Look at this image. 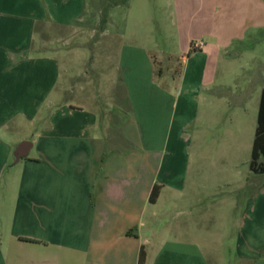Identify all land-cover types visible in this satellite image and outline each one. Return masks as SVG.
<instances>
[{
  "label": "crops",
  "instance_id": "0c3cea01",
  "mask_svg": "<svg viewBox=\"0 0 264 264\" xmlns=\"http://www.w3.org/2000/svg\"><path fill=\"white\" fill-rule=\"evenodd\" d=\"M88 3L0 0V264H139L142 250L145 264H264V173L253 172L251 161L246 172V162H233L243 147L234 116L243 122L248 110L230 114L218 153L210 149L207 158L204 145L211 123L225 112L215 110L212 93L229 86H218L211 64L217 32L202 34L214 42L198 51L191 34L180 70L174 76L168 70L161 86L150 50L117 47L137 37L116 34L108 54L118 108L100 95L74 101L57 58L36 52L42 40L52 43L84 26ZM225 25L232 33L233 24ZM46 27L54 31L50 37ZM257 57L252 61L262 65ZM247 70L250 87L259 71ZM22 141L32 142L34 153L10 167ZM194 145L197 175L208 167L213 177L226 170L231 178L197 181Z\"/></svg>",
  "mask_w": 264,
  "mask_h": 264
},
{
  "label": "rangeland",
  "instance_id": "374dc122",
  "mask_svg": "<svg viewBox=\"0 0 264 264\" xmlns=\"http://www.w3.org/2000/svg\"><path fill=\"white\" fill-rule=\"evenodd\" d=\"M88 1L83 29L75 26L72 31L59 35V40L63 38V41H57L55 36L52 43L42 40V47L38 46L36 52L38 55L41 53L42 58H57L62 70V86L74 88L71 96L74 101L95 96L97 99L100 95L108 101L110 108L112 104L118 108V102L114 104L111 96L113 89L110 83L115 81V69L112 60L110 61L112 53L108 54L114 49L113 39L116 34L122 37L132 32L137 37L130 42L124 38L125 40L119 42L117 47L121 44V46L132 45L139 49L150 50V60L156 69L155 84L161 86V80L168 77L166 75L168 70L172 71L173 76L180 70L184 46L191 34L197 35V41L194 43L202 42L205 45L214 41L202 34L210 35L212 32H217L219 35V42H216L218 48L214 49L211 64L217 66L218 86L220 83L229 86L216 87L212 93L218 101L215 110L225 112L223 116H218L211 123L209 135L207 134L208 137L204 139V145L207 148V158H209L210 149L218 153L224 148L225 139L221 137V133L230 124V114L237 109L241 111L246 108L248 110L247 120L242 122L236 119V115L234 116V130L243 132V147L241 148L242 144H240L239 147L242 150L238 159L234 158L233 162L237 160L246 162L243 171H248L249 163L247 162L251 161L255 126L257 125V92L263 84L259 77L264 72V0ZM115 5L118 8H115ZM110 16L111 21L108 20ZM226 20L229 24H233L232 33L225 31ZM49 29L50 27L44 29L47 37L54 33L53 29L51 31ZM235 34L237 37L229 42L228 39ZM42 36L46 38L45 34ZM67 37H69L68 41L65 40ZM253 56H258L257 59L262 65L253 62ZM99 62L103 64L102 72L99 69ZM247 68L259 71V74L255 75L254 85L250 87L247 84L250 76ZM161 71H163L162 76L159 74ZM104 72L109 73V76L103 77ZM85 74L89 75L87 80L82 77ZM71 75L75 77L72 81L69 80ZM119 76L116 71L117 80ZM169 82H172L170 77ZM93 93L94 95L88 96ZM233 93H237V96H232ZM47 111L48 109L43 107L42 112ZM25 130L34 133V128L27 125ZM33 153L32 151L30 157ZM197 157V145H194L191 158L196 168L197 181H215V179L220 181L221 178L226 181V176H231L230 171L219 170V174L213 177L211 174L213 171L208 167L205 170L201 169L197 175ZM206 161L201 160V163L209 162ZM217 162L225 165V158H218ZM228 162L230 164V159ZM233 180L237 181L236 175H233Z\"/></svg>",
  "mask_w": 264,
  "mask_h": 264
},
{
  "label": "trees",
  "instance_id": "16d2710c",
  "mask_svg": "<svg viewBox=\"0 0 264 264\" xmlns=\"http://www.w3.org/2000/svg\"><path fill=\"white\" fill-rule=\"evenodd\" d=\"M264 158V90L261 94L258 122L253 142L252 155H251V170L255 173H264V163L261 159ZM160 188L156 187L151 195V202H155L159 196ZM145 252L141 251L139 264H145Z\"/></svg>",
  "mask_w": 264,
  "mask_h": 264
},
{
  "label": "water",
  "instance_id": "95a60500",
  "mask_svg": "<svg viewBox=\"0 0 264 264\" xmlns=\"http://www.w3.org/2000/svg\"><path fill=\"white\" fill-rule=\"evenodd\" d=\"M33 149V143L30 141H22L13 147L11 154V165L10 167H15L22 161L29 158L31 151Z\"/></svg>",
  "mask_w": 264,
  "mask_h": 264
},
{
  "label": "built area",
  "instance_id": "2783aa9c",
  "mask_svg": "<svg viewBox=\"0 0 264 264\" xmlns=\"http://www.w3.org/2000/svg\"><path fill=\"white\" fill-rule=\"evenodd\" d=\"M203 46H204V44H203L202 42H200V43H193V44H192V49H193L194 51H198V50H200Z\"/></svg>",
  "mask_w": 264,
  "mask_h": 264
}]
</instances>
